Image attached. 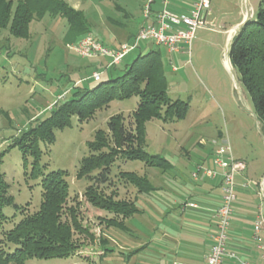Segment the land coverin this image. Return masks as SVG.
Returning a JSON list of instances; mask_svg holds the SVG:
<instances>
[{
    "label": "rangeland",
    "instance_id": "374dc122",
    "mask_svg": "<svg viewBox=\"0 0 264 264\" xmlns=\"http://www.w3.org/2000/svg\"><path fill=\"white\" fill-rule=\"evenodd\" d=\"M62 1L70 6L78 5L88 18L93 35L108 46L115 42V37L125 41L126 37H118L122 24L127 23L134 30L143 24V8L147 2ZM260 2L211 0L208 20L215 30L201 28L196 31L190 56H170L177 62L175 72L169 65L168 52L160 48L166 63L168 97L173 101L187 102L189 111L186 118L179 121L165 123L152 120L146 123V151L152 156L166 159L170 163L168 169L149 168L140 161L115 162L111 178L121 199H133L137 195L134 188L125 186L121 181L122 173L150 178V172L163 171L165 176L187 180L192 167L209 159L211 151L225 140L229 142L235 157L238 153L247 160L256 177L264 174L262 127L255 117L250 95L240 81V74L228 62L229 41L223 33L224 27L235 23L240 12L248 14V6L253 18ZM126 12L132 16L128 22H123ZM29 30L28 39L16 38L8 29L0 31V172L5 175L9 195L16 205L23 208V212L14 206L4 209L9 221L0 225V241L3 239L1 231H10L25 215L39 211L43 201V177L62 171L69 184L71 197L68 203L71 205L74 198L80 202L82 224L94 236V241L77 235L76 238L85 242L78 255L68 259H32L27 264H117L121 250L115 245H107L106 248L114 250V255L108 252L104 256L100 244L108 230L104 218L113 215L87 203L83 194L91 183L87 178L79 179L78 174L83 159L90 154L89 144L95 140L97 132L107 131L109 120L117 115L124 116L130 122V115L140 102L139 97L115 99L108 107L97 110L87 121L82 122L78 116L72 117L70 127L55 131V143H41L39 165L42 172L38 177L32 175L33 158L28 157L25 167L22 152L12 148V145L21 133L48 118L57 103L70 99L75 83L80 88L93 89L99 84L92 78L94 71L103 72L102 81L116 79L125 73L139 54L146 55L157 48L145 42L128 55L120 66L106 69L107 59H84L69 50L68 45L78 43L82 37L72 42L67 38L66 20L47 15L42 20H34ZM110 231L124 235L123 231Z\"/></svg>",
    "mask_w": 264,
    "mask_h": 264
},
{
    "label": "trees",
    "instance_id": "16d2710c",
    "mask_svg": "<svg viewBox=\"0 0 264 264\" xmlns=\"http://www.w3.org/2000/svg\"><path fill=\"white\" fill-rule=\"evenodd\" d=\"M47 15L66 20L67 38L71 42L91 34L84 12L62 0H0V31L8 29L12 36L28 39L30 24ZM125 17L128 18V14ZM229 59L250 95L255 117L264 134V0H261L255 16L233 39ZM74 88L70 99L57 103L48 118L21 133L12 148L22 152L25 167L28 157L33 158L32 175L38 177L42 172L39 165L41 143H55V131L70 127L72 117L87 121L115 99L139 97L140 102L130 115V122L117 115L109 120L107 131L97 132L95 140L89 144L90 154L83 159L78 174L79 179L87 178L91 183L83 194L87 203L113 215L104 218L106 228L126 231L125 221L138 214L139 210L135 199L119 197L118 188L111 178L112 167L120 160L140 161L149 168L168 169L170 163L166 159L146 151V123L185 119L189 104L168 97L166 70L159 48L146 55L139 54L121 77L103 80L93 89L80 88L76 84ZM65 177L62 171L45 175L39 211L25 215L10 231H1L0 264H27L32 259H68L78 255L85 246L84 241L76 238L77 235L94 241V236L82 224L80 202L74 198L71 205L68 203L71 196ZM121 181L138 194H151L156 190L145 175L122 173ZM8 190L5 175L0 172V225L9 221L4 215L6 207L14 206L23 212ZM100 244L104 256L112 251L106 248V238L101 239Z\"/></svg>",
    "mask_w": 264,
    "mask_h": 264
},
{
    "label": "crops",
    "instance_id": "0c3cea01",
    "mask_svg": "<svg viewBox=\"0 0 264 264\" xmlns=\"http://www.w3.org/2000/svg\"><path fill=\"white\" fill-rule=\"evenodd\" d=\"M172 1V9L183 12L191 8L194 0ZM72 7L80 10L78 5ZM126 14L129 17L123 22H128L132 16L128 12ZM210 14L211 11L208 19ZM246 17V12H240L233 25L224 27L223 33L228 41L233 35L232 32H235ZM129 27L125 23L119 30L118 37H126L125 41L115 37V42L107 46L117 48L119 44L132 42L141 26L135 30ZM159 50L162 53L160 48ZM162 57L165 65L163 53ZM168 62L175 72L176 60L168 55ZM74 68L75 71L78 70L77 66ZM98 71L100 72L96 70L93 74ZM218 147L211 151L210 160L204 159L192 167L190 178L187 180L165 176L163 171L150 172V178L147 177L156 190L151 194L137 193L133 197L139 213L125 221L127 230L123 231L124 235H120L119 232L111 233L110 230L117 231L116 228L106 230L107 245H115L121 250L117 264H207L206 257L215 231V214L222 204V183L219 177L209 179L201 174L199 179L195 180L192 174L199 166L214 169L213 156ZM236 158L246 162L247 169L237 178L239 189L237 200L233 204L229 249L235 251L241 261L264 264V232L258 239L254 234L256 218L259 215L264 217V174L256 177V172L249 168L247 160L242 155L237 153ZM245 182H248L246 188L242 186ZM190 203L196 204L197 208H189L187 205ZM111 250L109 252L114 255V250ZM224 264L238 263L227 257Z\"/></svg>",
    "mask_w": 264,
    "mask_h": 264
},
{
    "label": "built area",
    "instance_id": "2783aa9c",
    "mask_svg": "<svg viewBox=\"0 0 264 264\" xmlns=\"http://www.w3.org/2000/svg\"><path fill=\"white\" fill-rule=\"evenodd\" d=\"M172 0H147L143 8L144 22L132 42L119 44L117 48L104 45L93 34L84 36L78 43L68 45L69 50L84 59H107L106 69L120 66L124 59L145 42L156 48H165L171 57L191 55V44L196 31L201 28L215 30L208 21L211 11V0H194L187 11L177 12L171 7ZM172 62V61H171ZM173 64V62H172ZM171 64V65H172ZM103 72H95L92 78L95 82L102 81ZM214 169L199 166L192 176L198 180L201 174L207 178L219 177L222 183V204L215 214V231L212 235V245L206 257L207 264H224L225 258L237 261L238 264H251L241 261L238 254L229 249V233L232 226L233 204L237 200L239 186L237 178L247 169L245 162L238 160L227 140L214 152ZM248 187V182L242 185ZM189 208H197L190 203ZM264 232V217L259 215L254 222L255 238Z\"/></svg>",
    "mask_w": 264,
    "mask_h": 264
},
{
    "label": "water",
    "instance_id": "95a60500",
    "mask_svg": "<svg viewBox=\"0 0 264 264\" xmlns=\"http://www.w3.org/2000/svg\"><path fill=\"white\" fill-rule=\"evenodd\" d=\"M252 13L250 11V8L248 6V14H247V17L246 19L238 26V28L235 30V32L233 33L230 41H229V44H228V51H227V58H228V62L230 63V59H229V52H230V49H231V45H232V42H233V39L235 38V36L243 29V27L246 25V23L251 20L252 18Z\"/></svg>",
    "mask_w": 264,
    "mask_h": 264
},
{
    "label": "bare ground",
    "instance_id": "6f19581e",
    "mask_svg": "<svg viewBox=\"0 0 264 264\" xmlns=\"http://www.w3.org/2000/svg\"><path fill=\"white\" fill-rule=\"evenodd\" d=\"M234 32H232V34H233Z\"/></svg>",
    "mask_w": 264,
    "mask_h": 264
}]
</instances>
